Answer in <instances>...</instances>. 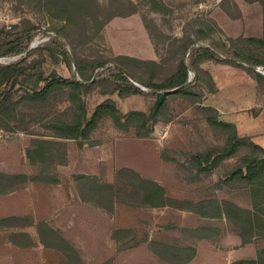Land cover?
<instances>
[{"label":"trees","instance_id":"1","mask_svg":"<svg viewBox=\"0 0 264 264\" xmlns=\"http://www.w3.org/2000/svg\"><path fill=\"white\" fill-rule=\"evenodd\" d=\"M2 1V0H0ZM24 4L51 21L55 36L46 45L32 50L16 62H0V131H22L32 136L26 156L33 173H8L0 170V194H8L28 182L59 183L57 167L68 162L67 141L88 142L105 121H111L120 131L137 137H150L156 125L169 121L172 99L181 98L200 103V95L189 90V70L198 66L200 50L211 57L221 56L213 47L192 48L194 39L189 33L181 38L175 69L162 76L167 60L161 62L130 55L99 53L92 45L103 38V29L118 16H129L139 11L133 0H8ZM260 1L264 7V0ZM150 8L165 12L162 0H148ZM150 32L151 20L144 15ZM38 31L30 18H21L12 28L0 27V56L20 53L28 49ZM231 48L226 59L250 67L264 66V37L230 39ZM189 54L190 57L187 55ZM72 72L65 76L60 64ZM148 87L146 91L142 86ZM99 91L106 98L89 107L87 95ZM155 97L148 110L123 112L115 94H148ZM206 121L215 132L224 134L222 144L211 145L184 153L187 168L185 179L198 181L218 172L215 188H247L251 206L244 207L228 198H220L215 191L197 200L172 197L165 185L149 180L130 167L118 170L114 181L97 174L77 173L74 180L83 201L100 210L113 213L118 204L139 208L174 207L185 209L205 219L196 227H185L182 232L193 240L207 239L217 243L225 233L223 221L241 238V244L264 241V146L252 136L241 135L236 126L220 118L212 106H199ZM235 160L229 167L228 162ZM182 162V163H181ZM34 222L29 215L0 216V233L17 247L28 248L36 238L25 228ZM38 241L45 248H54L66 256L81 260L76 245L63 231L47 221L37 225ZM114 239L120 249L148 241V235L137 239L133 228H116ZM150 247L161 260L172 264H187L197 255L194 244L178 245L163 238H152ZM231 264H264V246L254 259H238Z\"/></svg>","mask_w":264,"mask_h":264},{"label":"rangeland","instance_id":"2","mask_svg":"<svg viewBox=\"0 0 264 264\" xmlns=\"http://www.w3.org/2000/svg\"><path fill=\"white\" fill-rule=\"evenodd\" d=\"M133 1L138 4L139 11L112 19L103 29V38H97L93 43V49L102 54H124L159 62L167 60L166 69L161 73L166 76L175 69L179 59V42L175 39L189 33L194 39L192 48L213 47L221 56L220 59L210 57L207 51L200 50L198 66L189 70V90L200 95L202 102L172 99L169 121L159 122L155 132L145 138L120 131L111 121H105L88 142L67 141L68 162L57 167L59 183L30 181L18 190L0 194V216L29 215L34 223L25 229L36 238L34 246L21 248L0 233V264H172L154 253L149 243L152 238H163L178 245H196L197 255L187 264H231L238 259L256 258L258 248L264 246L263 240L242 245L241 238L226 220L223 221L225 233L217 243L207 239L193 240L182 229L196 227L205 219L185 209H135L118 204L115 212L108 213L81 199L74 174H97L104 180L114 181L118 170L130 167L144 178L165 185L172 197L183 201L187 198L197 200L216 189L220 198H228L244 207L251 206L247 188H215L219 171L195 182L188 181L185 179L188 169L174 158L184 161V153L224 141V134L211 129L199 106L215 107L219 113L221 108L224 113H220V118L234 119L240 134L252 136L264 146V105L250 111L229 112L234 104L243 106L244 99L250 96L245 95L241 78L222 64L234 62L225 57L231 48L230 39L264 37L263 4L247 0H162L168 9L156 12L150 8L148 0ZM144 15L156 28L154 34L150 32ZM23 17L36 23V36L28 49L0 56L2 63L18 61L32 50L46 45L56 34L48 16L16 1H0V27L12 28ZM202 55L207 58L202 59ZM241 65L264 77L259 66ZM59 70L65 76L72 75L64 63L60 64ZM214 83L218 89L207 92L212 89L209 84ZM142 87L151 91L144 85ZM113 97L123 112L148 110L155 101L151 93L124 97L115 94ZM105 98L106 95L95 91L87 95L88 105L95 107ZM31 139L30 134L22 131H0V170L33 173L34 168L26 156ZM234 161H229L221 172ZM41 221L61 229L76 245L81 260L70 258L61 250L45 248L37 238V225ZM116 228H133L137 239L142 240L148 235V241L120 249V243L113 237Z\"/></svg>","mask_w":264,"mask_h":264},{"label":"crops","instance_id":"3","mask_svg":"<svg viewBox=\"0 0 264 264\" xmlns=\"http://www.w3.org/2000/svg\"><path fill=\"white\" fill-rule=\"evenodd\" d=\"M201 57L202 59L207 58L204 55H202ZM222 64L227 65V68L230 67L231 72H234L236 76L241 78L240 80L241 83L242 84L244 83L245 85V95L250 96V98L244 99L243 106L234 104L232 107H230L229 112L234 113L235 111H238V112L250 111V109L253 107L264 105V77L263 76L258 75V73L254 72L252 69L244 67L243 65L237 62L234 63V62L225 61ZM209 85L212 87V89L211 90L208 89L207 92L211 93L212 91H216V88L218 89V86L215 83L209 84ZM219 110L221 114L224 113L221 108H219ZM224 121L227 123H231L235 126L237 125L234 119L224 120ZM246 136H249V135H246Z\"/></svg>","mask_w":264,"mask_h":264},{"label":"built area","instance_id":"4","mask_svg":"<svg viewBox=\"0 0 264 264\" xmlns=\"http://www.w3.org/2000/svg\"><path fill=\"white\" fill-rule=\"evenodd\" d=\"M258 70L260 73H262L264 75V67L263 66H259Z\"/></svg>","mask_w":264,"mask_h":264}]
</instances>
